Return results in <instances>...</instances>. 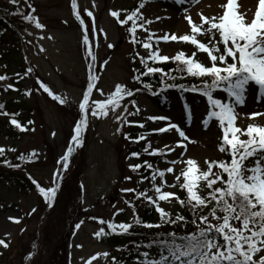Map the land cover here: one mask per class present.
<instances>
[{"label": "rangeland", "instance_id": "rangeland-1", "mask_svg": "<svg viewBox=\"0 0 264 264\" xmlns=\"http://www.w3.org/2000/svg\"><path fill=\"white\" fill-rule=\"evenodd\" d=\"M20 1L23 4L22 8L27 11L26 15L31 14L37 17L45 27L37 29L34 21L27 20L30 25L22 31L21 42L18 40L14 42V47L11 43H0V75L8 77L7 80L0 81V87L12 84L11 76L19 79L20 74L17 75L19 72L32 69L29 76H25L17 85L12 84L15 87L11 94L0 89V100L21 99V91L30 92L25 96L29 101L28 106L31 107L33 123L29 130L12 137L9 126L6 124V121L8 122L6 116L0 115V147L5 149L4 154L8 158L14 153H26L30 156L35 151L37 153L35 157L26 159V167L32 178L37 180L36 183L47 188L53 186V174L58 169L61 174L64 172L58 161L69 145L73 144L71 137L74 135V126L82 115L79 103L82 102L88 83V64L91 58L87 55L86 46L83 44L84 31L73 14L71 0ZM204 1L185 0V3L181 5L176 4L174 0H152L141 11L147 19L155 21L148 27L158 34L169 32L183 35L191 31V26L185 19L186 15H190L194 22H199L200 13L204 16L222 14V8H212L211 4H206L203 9L201 5ZM77 3L81 19L84 20L88 29L90 46L97 56L94 66V72L99 76L97 87L104 94L101 95L94 89L90 97L91 103L92 100L106 99L108 94L114 91L116 84L127 85L131 82L133 70L130 59L132 43L128 36L130 34L125 32L110 13L111 11L121 12L132 3V0H77ZM29 5L35 8L34 13ZM87 11H91L94 15L95 35L92 33V18L87 16ZM252 12L253 10L247 15L253 16ZM158 16L170 18L156 20ZM147 35L148 33L138 29V36L144 38ZM8 37L11 36L8 35ZM198 39L207 42L206 37H198ZM108 44L114 47L109 48ZM160 47L163 50L162 54L169 56L175 55L180 50L188 55L196 51L195 46L182 41L161 42ZM8 50L11 53L6 54ZM136 52L146 55V50L143 48ZM197 58L205 63L208 62L206 53L198 52ZM104 61L108 63L104 64ZM37 79L39 84L35 83ZM41 84L48 86L53 95L66 98L67 103L61 104L53 99V96L43 90ZM220 98L227 97L221 94ZM185 104H190L195 111L193 119L187 124H182V127L185 128L190 140L195 143L185 141L187 148L184 150V158H194L203 166L206 158L219 157L217 150L219 140L217 139L218 135H222V131L218 130V123L211 130L206 131L202 127L201 119L206 115V98L196 93H179L174 90L160 92L156 96L142 93L137 99V105L141 109L140 115L128 117V119L145 123L143 129L137 125L131 126L142 130L154 148L163 147L165 143L177 140L178 136L175 133L168 135L151 132L154 128L164 126L165 122L153 123L147 121L146 117L167 115L173 122H181L187 116ZM128 110L134 111L130 104H128ZM256 111H264V103L258 104L250 97L246 106L238 108L241 115L237 125L242 128L254 122L264 125V117L249 119V115ZM123 113V106L115 113L109 112L106 118L97 119L89 113V123L84 132L82 145L84 147L83 161L79 165L78 177L75 176L70 180L69 208L66 211V218L74 217L73 222L70 223V228L74 227L73 229L66 231L63 223H68L69 220H62V215L61 218L55 217V215L59 216L61 205L51 213L49 207L45 208L47 204L37 191L36 184L35 188L24 194L8 186L4 179H0V239L9 244L7 248L0 245V264H50L53 244L57 240H61L58 250L59 264H86L92 256L103 252H108L110 255L107 258L99 257L93 260L92 264H112V257L118 253V250L111 249L101 240V237L95 236L101 227L107 226V224H100L99 221L101 219L129 221L133 209L126 201L135 202V193H126L122 189L145 190L151 187L149 180L140 183L142 178L138 179V175L129 169L133 161H126L124 158L123 150L127 139H124L122 132L130 125H122L115 119ZM11 126L14 130L17 128L12 124ZM118 128L120 131H117ZM150 132L151 135H149ZM141 141L146 147V141ZM142 153L150 156L143 150ZM175 156V153L167 157L155 156L157 159L151 163L163 169L170 166L165 163V160ZM182 167V164L177 165L176 171L178 172ZM168 180L172 181L171 174H168ZM67 181L68 179L65 183ZM61 189L60 186L57 193L59 203H61ZM170 190L177 192V189ZM114 194L115 198L111 201L110 198ZM149 194L151 195V192ZM161 204L166 210L177 212L178 203L161 202ZM33 208L36 209L35 212H32ZM121 209H123L122 212L119 211ZM82 211L85 214L84 217H80ZM157 215L159 216L158 213ZM16 220L19 222L17 223ZM80 220L84 223L76 229L75 225ZM25 254L28 255L23 257ZM118 258L122 261V258L119 256ZM125 264H136V261H128Z\"/></svg>", "mask_w": 264, "mask_h": 264}, {"label": "snow or ice", "instance_id": "snow-or-ice-1", "mask_svg": "<svg viewBox=\"0 0 264 264\" xmlns=\"http://www.w3.org/2000/svg\"><path fill=\"white\" fill-rule=\"evenodd\" d=\"M11 2L17 4L18 0H11ZM150 2L152 0H141L138 7L131 12L123 10L127 13L124 19H120V11L110 13L122 26L128 25L131 21V26L127 28L130 43L134 46L140 45L146 50V55L136 52L133 58L134 61L136 58L139 59L142 69H133L135 74L132 79L142 87L132 89L118 83L106 99L92 100L90 103L94 89L104 95L103 91L97 87L99 76L94 72L97 56L90 46L88 29L84 20L81 19L77 0H71L73 14L84 31L83 44L86 46L87 55L91 58L88 64V83L82 102L79 103L82 115L74 126L71 141L75 147L83 145L89 113L97 119L106 118L109 112L115 113L122 106L124 113L115 117L117 121L122 125H137L141 129L145 128V123L129 120L128 117H135L141 113L134 99L137 93L147 90L151 95H158L153 90L154 84L143 79L148 77L157 80L161 85V92L178 89L180 92L199 93L201 97L206 98V115L202 117L201 124L207 131L218 123V130L222 131V135H218L217 150L219 154H222V158H206L203 166L194 158H184V150L187 148L185 141L195 143L190 140L185 128L182 127V124H187L193 119L195 110L190 104L184 105L187 116L181 122H173L167 115L147 116V121L165 122L164 126L154 128L151 132L168 135L175 133L178 139L165 143L163 147L154 148L152 142L143 133L138 134L134 139L130 134H125V138L135 143L141 140L146 141L143 152L150 156L167 157L171 153H175L176 156L166 159L165 163L170 166L163 169L147 160L129 165L133 171L142 168L151 170L150 177L142 176L140 181L143 183L144 180H149L151 187L145 190L131 188L122 189V191L135 193V200L147 202L149 207H154L155 212L159 214V222L144 221L136 212L135 202L126 201L133 208L131 222L117 223L101 219L100 224H107L108 231L101 227L95 236L129 235L133 234L136 227L159 229L165 225H171L174 228L176 225L186 227L191 224L195 229L191 232L184 234H178L175 230L161 232L148 237L147 242H134L137 253L136 264H264V125L255 122L243 128L237 125L241 115L238 108L246 106L250 97L258 104L264 103V0H258V8L251 17L246 11L240 10L239 0H225L220 4L219 7L223 9L222 14L204 16L200 13L199 22H194L190 15H186L185 19L191 26V31L183 35L169 32L160 35L150 29L148 25H152L155 21L147 19L141 11ZM174 2L182 5L185 0H174ZM29 7L32 8L33 13L36 11L32 5ZM87 16L92 18V33L95 35L94 15L91 11H87ZM163 18L170 17L158 16L156 20ZM24 19L34 21L37 29L45 27L37 17L31 14L24 16ZM138 29L148 35L141 38L138 36ZM198 37H206L207 42H202ZM169 41L190 43L195 46L196 51L191 55L183 50L173 56L162 54L161 42ZM108 47L114 46L108 44ZM198 52L207 54V63L197 58ZM168 62H172L175 67L166 71L163 67L156 66ZM107 63L108 61H104V64ZM27 71L30 73L32 69L29 68ZM189 77L199 83L187 87L184 84L175 83L178 78ZM7 79L6 75H0V81ZM169 80L173 83H168ZM40 86L53 96V99L61 104L67 103L66 98L53 95L48 86L44 84ZM10 88H13V85L7 84L4 90L7 91ZM221 94H226L227 98H220ZM126 98L133 99L123 103ZM128 104L134 111L128 110ZM4 109L5 105L0 103V115H10L12 125L21 131L29 130L16 119L18 113L10 114ZM256 117H264V111H256L249 115V119L255 120ZM28 123L31 124L33 121ZM31 130L34 131V129ZM117 131H120V128ZM73 144L69 145L58 161L64 171L69 168L70 157L74 151ZM4 153L5 149L0 147V156ZM36 155L37 153L33 151L30 156L21 155L19 159H31ZM140 155L139 152L131 153V156L136 158ZM4 162L10 167H19V165L11 164L10 161ZM181 164L183 167L177 172L176 166ZM168 174L172 175L171 182L168 180ZM62 179L63 176L58 169L53 174L51 187H41L33 180L49 208L53 206L57 198ZM126 179L130 180L131 177ZM170 189L182 191L183 198ZM161 202L178 203L182 210L190 213L191 218L183 215L182 211L173 213L166 210ZM35 211L36 209L33 208L32 212ZM119 211L122 212L123 209ZM91 218L95 219V217ZM9 219L13 218L9 217ZM16 222L18 223L19 220ZM83 223L84 221L80 220L75 228L79 229ZM0 245L4 248L9 247L3 239H0ZM77 247L81 246L77 245ZM117 250L129 251L126 246ZM109 255L108 252L97 253L86 264H92L93 260L99 257L107 258ZM112 264H125V262L112 257Z\"/></svg>", "mask_w": 264, "mask_h": 264}, {"label": "trees", "instance_id": "trees-1", "mask_svg": "<svg viewBox=\"0 0 264 264\" xmlns=\"http://www.w3.org/2000/svg\"><path fill=\"white\" fill-rule=\"evenodd\" d=\"M141 2V0H132V3L124 8L123 10H127L128 12H131L132 10H134L136 7H138V4ZM22 3L20 0H18L17 4H13L11 2V0H0V43H11V45H13L14 47V42H16L17 40L21 42V40L23 39V33L22 31H25L28 27V25H30V22L27 23V20L24 19V16H26L27 11L25 9L22 8ZM121 11V15H120V19H124L126 17V12L125 11ZM82 17V16H81ZM120 26H122L120 24ZM131 26V21H129L128 25H123L122 27L124 28L125 32L128 33L127 28ZM8 35H10L11 37L9 38ZM129 39H130V35ZM141 49L140 45H136L134 46L132 44V51L130 54V59H131V67L132 70L133 69H142V65L139 63V59L136 58L134 61V57H135V52L136 50ZM11 53V51H7L6 54ZM156 66H161L163 67L166 71L174 68L175 65L172 62H168L165 63L163 65H156ZM29 68V67H28ZM18 74H20V78L18 79L16 76H11L10 78H12L11 83L12 84H18L19 81H21L25 76H29L27 71H21ZM134 71L132 74V77L134 75ZM131 77V82H129L127 84V86L129 88L132 89H136L138 87H142L141 84H138L136 82L133 81ZM146 82H152L154 84V91L158 92L160 91L161 85L157 82V80L145 77L143 78ZM38 83V79L37 82ZM168 83H173V81L169 80ZM176 84H184L186 87L194 84V83H199V81L197 80H193L192 78H178L175 81ZM5 86H1L0 89L4 90ZM178 90V89H177ZM7 93L11 94L12 90L8 89L6 91ZM142 93H149L147 90H142L140 93H137L134 97V99H138V97L142 94ZM21 99H15V98H9L7 100H0V103H3L5 105V109L4 111H7L8 113L12 114V113H18L19 115L16 116V119L20 122V124L24 127H26L27 129H29L32 125L28 123V121H32V116L30 114L31 111V107L28 106L29 101L28 98L26 97L28 95V93L21 91ZM26 95V96H25ZM133 99V98H126L125 101L128 102V100ZM6 116V115H5ZM6 118L11 119V116H6ZM6 124L9 126V132L11 134L12 137H14L15 135H19L22 133L21 130H19V128H14L6 121ZM14 126V125H13ZM247 127V126H246ZM14 130V131H12ZM142 133V130L138 129L136 126H128L126 127V129L122 132V136L125 139V134H130V136L134 139L138 136V134ZM219 142V141H218ZM84 147H75L74 146V151L72 153V156L70 157V162H69V168L67 171L63 172V179L60 181V186L62 187L61 189V203L58 202L57 199L55 200V202L53 203V206L50 207V213L52 211H54L55 209H58V207L60 206V212H59V216L55 215L56 218H61L62 215V220H69L68 223L64 222V229L66 231H69L68 229H73L74 227L70 228V223L73 222V216H71L70 218H66V211L69 208V190H70V180L73 177H78L79 174V170H80V164L83 161V149ZM145 148V145L142 141H140L139 143H135L133 142V140H129L127 139L126 141V147L123 150L124 152V158L126 161H133L131 163V165H135L138 163H143V161L147 160L149 162H152L154 160H156L157 158L154 156H146L142 153V150ZM133 152H139L141 153L139 158L136 157H132L131 153ZM23 155L25 157H28L25 154H20V153H14L12 154V156L10 158L6 157L5 154L3 156H0V179H4V181L8 184V186L10 187H14L15 190H17L18 192L21 193H26L28 191H31L33 188H35V184L33 183V180L37 182V180H35L34 178H32L31 174L28 172L27 167H26V161L30 160V159H24L21 160L19 159V157ZM219 158H222V154H220ZM217 158V159H219ZM10 161L11 164L13 165H19V167H10L8 166L4 161ZM130 171L134 174L138 175V179L142 178V176H150L151 174V170L146 169V168H142L138 171H133L130 167H129ZM68 179V181L65 183V181ZM38 191V190H37ZM68 191V193H67ZM67 193V194H65ZM177 193L183 198L184 193L182 191H180L179 189H177ZM136 204V212L137 214L146 222H150V223H158L159 222V216L157 215V213L154 210V207H149L147 205V202H141L140 200H136L135 201ZM58 206V207H57ZM48 207L47 205L45 206V208ZM133 209V208H132ZM177 211H182V214L185 215L186 217H188L189 219L191 218L190 213L187 210H182L180 208V205H177ZM206 211V210H205ZM133 212V210H132ZM64 214H65V218H64ZM76 215V214H75ZM78 215V213H77ZM85 214L83 213V211L80 213V217H84ZM133 218V214L132 217L130 218L129 221H117V219L115 220V222L119 223V222H131ZM105 230L108 231L107 226H105ZM175 230L178 234H184L185 232H191L194 231V226L189 224L186 227H182L181 225H176L174 228L171 225H165L162 228L156 229H148V228H144V227H136L133 230V234H129V235H111V236H105V237H101V240H103V242H105L107 244V246H109L111 249L113 250H117V249H123L125 246L127 247V249L129 251H118L117 254H114L113 256L118 258V256L120 258H122V261H124L125 263L131 260H136V256L137 253L135 251V243H139V242H147L148 237L155 235L156 233H167V232H171ZM66 237V236H65ZM60 241L61 240H57L55 242L53 250H52V254L50 255V264H59L58 260L60 259V257H58V250L60 249ZM64 242H66V238H64ZM135 242V243H134ZM30 245V244H29ZM28 245V246H29ZM143 250V249H142ZM54 251V252H53ZM28 254H25L23 257L27 256ZM117 260H120L119 258Z\"/></svg>", "mask_w": 264, "mask_h": 264}, {"label": "bare ground", "instance_id": "bare-ground-1", "mask_svg": "<svg viewBox=\"0 0 264 264\" xmlns=\"http://www.w3.org/2000/svg\"><path fill=\"white\" fill-rule=\"evenodd\" d=\"M224 2H225V0H205L203 5H201V7L204 9L206 4H211L212 8L217 9L219 7V5L224 3ZM239 3H240V10L246 11L247 14L251 13L252 10H253L252 13H254L256 8H258V0H239ZM174 24H176V23H174ZM180 26H181V24H180Z\"/></svg>", "mask_w": 264, "mask_h": 264}, {"label": "water", "instance_id": "water-1", "mask_svg": "<svg viewBox=\"0 0 264 264\" xmlns=\"http://www.w3.org/2000/svg\"><path fill=\"white\" fill-rule=\"evenodd\" d=\"M114 198H115V194H114V195H112V197H111V199H110V200L112 201V200H114Z\"/></svg>", "mask_w": 264, "mask_h": 264}]
</instances>
